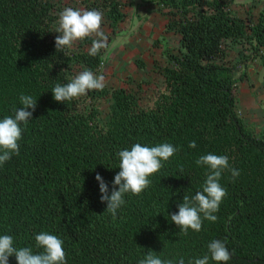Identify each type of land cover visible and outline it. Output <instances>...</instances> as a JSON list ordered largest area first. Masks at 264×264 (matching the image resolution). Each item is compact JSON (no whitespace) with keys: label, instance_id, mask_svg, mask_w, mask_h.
<instances>
[{"label":"trees","instance_id":"obj_1","mask_svg":"<svg viewBox=\"0 0 264 264\" xmlns=\"http://www.w3.org/2000/svg\"><path fill=\"white\" fill-rule=\"evenodd\" d=\"M88 1L112 30L124 20L118 0ZM233 2L154 0L166 31L180 42L175 52L164 51V88L150 106L140 103L139 93L113 90L109 124L100 126L92 100L88 107L80 97L57 102L51 91L76 70L96 72L107 47L90 56L94 38L86 37L80 49L56 50L62 5L0 0V120L22 107V94L37 99L32 120L21 125L19 154L0 164V236L38 253L35 236L56 235L65 264H138L149 251L173 264L181 258L194 264L205 255L208 264H264V131L257 134L245 124L236 95L250 63L264 69V4L256 16L242 17L231 13ZM137 143H170L178 151L162 161L139 195L125 194L113 217L100 201L95 176L108 182L110 193L119 152ZM209 153L227 156L229 169L239 175L222 172L226 196L214 213L217 220L201 214V230L185 235L170 214L184 196L202 191L209 169L196 160ZM213 240L225 243L229 261L211 259ZM8 264H17L14 255Z\"/></svg>","mask_w":264,"mask_h":264},{"label":"clouds","instance_id":"obj_2","mask_svg":"<svg viewBox=\"0 0 264 264\" xmlns=\"http://www.w3.org/2000/svg\"><path fill=\"white\" fill-rule=\"evenodd\" d=\"M103 14L98 10H81L65 8L59 13V35L55 39L56 50L71 46L74 41L83 40L86 37L95 36L88 50L90 56H96L101 49L107 47V36L101 28ZM104 77L97 76L90 70H84L77 74L66 84H56L52 89L53 98L57 102L65 101L86 95L89 90H103ZM22 107L15 110L14 116H6L0 120V164L8 161L11 154H19L18 141L22 137V124L32 120L36 108V100L31 95L19 97ZM31 109V111H29ZM195 141L189 144L194 148ZM178 149L170 143L157 146H142L134 144L130 150L119 152V172L112 180V189L109 193V185L99 173L95 180L99 185L100 201L106 204V210L113 217L117 210L125 203V194L131 192L139 195L150 185L149 176L158 172L162 167V161H167ZM196 164L206 165L209 169L202 191L194 196H184L183 203L178 205V212L170 214L171 221L186 235L188 230L199 232L202 226V217L215 222L214 215L219 209L222 199L226 196V190L219 180L222 172L229 169L227 156L215 154L202 155L196 160ZM233 177L239 175V170L229 169ZM36 246L42 249L34 253L29 247H14L13 237L0 236V264H8V258L15 256L17 264H65V251L63 241L56 235L42 231L35 236ZM211 259L216 262H227L231 254L225 243L213 240L208 245ZM209 256L196 259L194 264H208ZM138 264H173L172 260H162L159 256L149 251ZM178 264H184L183 258ZM191 264V262H190Z\"/></svg>","mask_w":264,"mask_h":264},{"label":"rangeland","instance_id":"obj_3","mask_svg":"<svg viewBox=\"0 0 264 264\" xmlns=\"http://www.w3.org/2000/svg\"><path fill=\"white\" fill-rule=\"evenodd\" d=\"M53 1L64 9L89 10L86 6L90 2L88 0ZM118 1L124 20L112 30L108 22L102 19L101 28L107 36V49L103 54V64L93 72L104 77L103 90H107L108 94L101 95L100 90H89L86 95L80 96L81 103L86 107L92 100L100 126L109 124L113 106L110 93L115 89L139 93L140 103L150 106L156 93L164 88L159 74L166 61L164 51L175 52L180 46L178 36L166 31L165 17L154 0ZM263 4L264 0H234L230 10L242 17L256 16ZM91 37L95 38L94 35ZM83 40L74 41L70 47L82 48ZM232 57L236 58V54L232 53ZM82 71L76 70L74 77ZM246 72V80L239 83L236 90L237 112L245 124L258 134L264 131V69L258 61H253ZM90 93L95 96L91 98Z\"/></svg>","mask_w":264,"mask_h":264}]
</instances>
